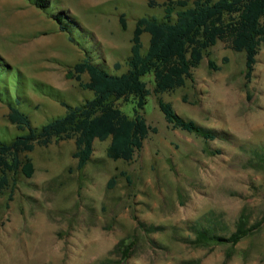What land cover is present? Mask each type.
Listing matches in <instances>:
<instances>
[{"label": "rangeland", "instance_id": "obj_1", "mask_svg": "<svg viewBox=\"0 0 264 264\" xmlns=\"http://www.w3.org/2000/svg\"><path fill=\"white\" fill-rule=\"evenodd\" d=\"M47 1L42 10L29 0H0L5 141L22 133L7 119L16 98L40 127L65 113L61 101L74 106L93 96L80 85L87 73L80 81L67 76L76 62L87 57L111 74L126 71L136 20L163 18L165 0ZM59 12L66 32L53 19ZM141 41L144 51L149 34ZM144 79L143 113L156 130L132 160L109 158L110 138L93 141L82 169L72 138L25 153L32 175L15 174L12 190L0 194V264H264V42L248 82L244 52L226 40L206 50L181 87L156 95L152 76ZM157 96L214 138L173 128ZM115 104L133 115L132 100ZM241 214L259 226L235 245L193 242V226L213 223L228 235Z\"/></svg>", "mask_w": 264, "mask_h": 264}, {"label": "trees", "instance_id": "obj_2", "mask_svg": "<svg viewBox=\"0 0 264 264\" xmlns=\"http://www.w3.org/2000/svg\"><path fill=\"white\" fill-rule=\"evenodd\" d=\"M29 1L42 10L48 7L47 0ZM163 5V18L142 16L136 20L130 54L125 60L126 71L111 74L102 64L85 57L67 72L68 77L77 81L81 74H88V80L80 81V85L92 91L91 98L74 106L61 101L65 113L40 127L32 126L29 116L18 106V98L14 104L8 103L7 119L22 133L9 141L0 139V194L7 188L12 190L15 174L32 175L33 163L25 153L36 145L46 146L53 139H74L72 156L78 169L90 160L95 139L110 138L106 150L109 158L132 160L149 132L156 130L146 122L143 113L150 95L144 77L152 76L156 95L181 87L192 77V69L200 63L206 50L218 40H226L233 50L244 52L245 79L247 82L251 79L259 43L264 42V0H165ZM62 17L59 12L53 19L59 30L66 32ZM119 22L125 29L124 14H120ZM143 33L149 34L144 51ZM208 64L214 67L210 59ZM120 99L132 100L133 115H127L115 104ZM157 105L173 128L204 139L214 138L211 130L180 116L171 102L157 96ZM258 226L259 222L248 225L247 218L241 214L228 235L217 232L213 223L195 225L191 232L195 235L193 242L198 245L233 246Z\"/></svg>", "mask_w": 264, "mask_h": 264}]
</instances>
